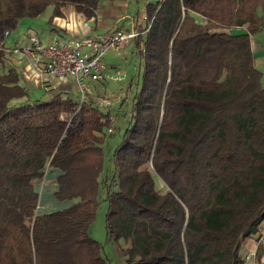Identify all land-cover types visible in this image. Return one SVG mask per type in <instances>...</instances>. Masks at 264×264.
<instances>
[{
	"label": "trees",
	"instance_id": "obj_1",
	"mask_svg": "<svg viewBox=\"0 0 264 264\" xmlns=\"http://www.w3.org/2000/svg\"><path fill=\"white\" fill-rule=\"evenodd\" d=\"M99 2L0 0V60L24 19L69 5L91 18ZM144 20L131 41L141 83L133 77L120 104L129 124L110 171L111 109L89 100L66 135L61 115L78 100L60 92L12 105L27 90L17 72L0 74V264H110L90 234L102 191L126 264H244V242L259 239L264 75L250 38L264 31V0H158ZM52 169L61 171L54 198L71 205L43 212L37 183Z\"/></svg>",
	"mask_w": 264,
	"mask_h": 264
},
{
	"label": "built area",
	"instance_id": "obj_2",
	"mask_svg": "<svg viewBox=\"0 0 264 264\" xmlns=\"http://www.w3.org/2000/svg\"><path fill=\"white\" fill-rule=\"evenodd\" d=\"M62 29L67 33L73 30L70 19H62ZM207 22H205L206 24ZM140 35L134 27L131 29H116L109 34L86 37L70 42L52 40L42 41L38 36L31 35L27 44L17 47H4L3 63L10 60L22 68L21 76L46 90L47 97L56 96L57 89H52L54 82L73 81L78 93V102L69 115H61V120L67 122L66 135L81 128L82 110L84 104L92 100L104 110H110L114 105L111 98L96 94L95 84L103 83L107 77L108 66L105 56L115 51L121 54L131 41ZM13 65V64H12ZM121 81L123 77H118ZM108 133H113V123ZM258 247L264 248V231L258 239ZM255 256V255H254Z\"/></svg>",
	"mask_w": 264,
	"mask_h": 264
},
{
	"label": "rangeland",
	"instance_id": "obj_3",
	"mask_svg": "<svg viewBox=\"0 0 264 264\" xmlns=\"http://www.w3.org/2000/svg\"><path fill=\"white\" fill-rule=\"evenodd\" d=\"M53 7H50L46 10L44 14L39 16L37 19H24L18 29L13 32L10 36L8 35L6 40L5 47H13L15 46L16 40L24 36H28V33L31 30H34L36 33L39 34L44 30L50 31L48 21H45L46 17L50 13ZM202 24H205L206 21H199ZM141 23H144L143 19L141 18ZM145 24V23H144ZM38 27V28H37ZM40 28V29H39ZM40 35V34H39ZM264 39V34L263 37ZM128 44L124 51L121 54H118L115 51L110 52L108 55L105 56V62L108 66L107 70V77L105 82L97 84L96 87V94L100 95L101 97H108L114 102V105L111 108L112 113V122L113 123V133H108V127L105 129L106 140L104 144V153L106 158V171H109L113 168V155L122 141L124 132L129 124V117H124L126 108L120 109V104L123 99L128 98L129 100L132 98L133 92L129 90V83L133 77H136V82L139 81L141 83V78L138 75V68L140 67V60L139 57L134 54L133 44ZM264 47V42H263ZM13 64V65H12ZM21 67L19 64L12 63V60L7 62L6 64L3 63V60H0V74H8L10 71H15L20 76ZM264 74V73H263ZM123 77V80H119L118 77ZM23 78V77H22ZM24 79V78H23ZM21 81V80H20ZM264 82V80H263ZM22 84H24L22 82ZM69 84V80L64 82V85ZM25 85V84H24ZM28 88L27 85H25ZM76 88L72 87V91L68 92L67 95H70L74 99L78 100L77 93L73 92ZM50 97L38 100L26 97L23 100L13 101L12 105L17 103H25V102H45L48 101ZM110 125L109 127H111ZM109 166V167H108ZM55 170V169H54ZM54 170H50L49 178L46 180L37 183L40 188V193L42 192L41 196V203L42 207L40 210L43 212H51L62 210L68 208L71 203L69 202H59L55 197V187L53 185V181H55L54 177ZM58 170V169H57ZM48 175V176H49ZM104 175L103 178H105ZM156 186L160 189L161 182L160 180H156ZM106 193L104 191L101 192V199H100V208L97 213L96 221L91 226L90 234L93 239L98 241L103 248V256L110 264H126V258L124 257L121 248L127 247L126 243L123 241L118 245L114 241H112L107 234L106 230V213L108 204L105 201Z\"/></svg>",
	"mask_w": 264,
	"mask_h": 264
},
{
	"label": "crops",
	"instance_id": "obj_4",
	"mask_svg": "<svg viewBox=\"0 0 264 264\" xmlns=\"http://www.w3.org/2000/svg\"><path fill=\"white\" fill-rule=\"evenodd\" d=\"M158 0H100L97 9L94 12V15L91 18H88L83 13H79L76 8L72 5L63 7L61 9V15L56 16L54 13V7L46 17L45 21H48L49 30H44L43 32L39 31V34L34 30H31L28 33V36H24L19 40L14 41L15 46H23L27 44L28 38L31 35L38 36L42 41L48 42L52 40H57L59 42H70L71 40H78L86 37H94L97 35L109 34L114 32L116 29H131L132 27H136V25L144 26L145 20L144 15L146 11V6L149 3L156 2ZM141 12L140 16L138 13ZM259 14L262 12L259 10ZM68 18L73 23V30L71 33H67L62 29L64 22L62 19ZM141 18L144 23H141ZM199 21L201 19L199 18ZM38 28V27H37ZM40 29V28H39ZM136 30V29H135ZM231 33L234 35H244L248 34L247 27H234L229 29ZM264 31L251 36L250 43L251 49L254 56V64L255 67L263 74L264 73V47L262 38ZM11 35V34H10ZM9 35V36H10ZM132 43H130L131 45ZM129 45V46H130ZM22 71V69H21ZM21 74V72H20ZM264 75V74H263ZM20 84L26 88L25 85L28 86L26 88L27 94L29 98L42 100L47 97L46 90L42 89V87L34 84L32 82H28L22 78L20 75ZM22 82L25 84H22ZM52 89H57V93L65 92L68 93L72 91V87L76 88L73 81H69V84L64 85V83L54 82L52 84ZM73 92L77 93V88L73 90ZM54 170V169H52ZM49 175V173H48ZM61 175V171L55 169L54 177L55 181H53V185L57 189V178ZM47 176V178H49ZM261 231H264V223L260 227L259 235ZM258 239L252 238L247 239L244 242V246L242 249V258L244 260V264H264V248L258 247ZM255 255V256H254Z\"/></svg>",
	"mask_w": 264,
	"mask_h": 264
}]
</instances>
